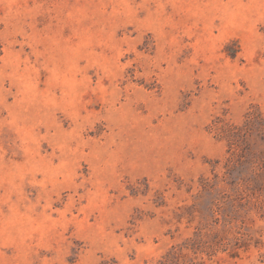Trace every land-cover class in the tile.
<instances>
[{
    "label": "rangeland",
    "instance_id": "1",
    "mask_svg": "<svg viewBox=\"0 0 264 264\" xmlns=\"http://www.w3.org/2000/svg\"><path fill=\"white\" fill-rule=\"evenodd\" d=\"M0 264H264V0H0Z\"/></svg>",
    "mask_w": 264,
    "mask_h": 264
}]
</instances>
